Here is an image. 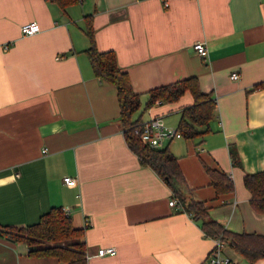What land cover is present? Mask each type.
Returning <instances> with one entry per match:
<instances>
[{
	"label": "crops",
	"instance_id": "crops-1",
	"mask_svg": "<svg viewBox=\"0 0 264 264\" xmlns=\"http://www.w3.org/2000/svg\"><path fill=\"white\" fill-rule=\"evenodd\" d=\"M30 22L40 31L23 36ZM91 43L128 74L141 123L159 117L176 130L190 94L144 111L146 93L196 77L215 101L209 131L162 144L177 160L185 201L203 202L228 231L264 235L243 184L264 171V0H78L64 10L49 0H0V230L58 207L82 230L87 264H209L216 239L169 206L170 188L127 147L116 87L93 74ZM206 167L224 172L232 192L216 195ZM100 248L115 253L98 256ZM221 252L250 264L227 244ZM0 264L62 263L0 237Z\"/></svg>",
	"mask_w": 264,
	"mask_h": 264
},
{
	"label": "trees",
	"instance_id": "trees-1",
	"mask_svg": "<svg viewBox=\"0 0 264 264\" xmlns=\"http://www.w3.org/2000/svg\"><path fill=\"white\" fill-rule=\"evenodd\" d=\"M49 1L55 3L61 10L78 2V0ZM87 33L91 38L90 32ZM85 52L93 74L116 87L119 123L124 140L127 147L136 155L139 164L150 168L170 188L173 196L181 204V210L200 223L205 236L220 239L250 264L264 259V235L228 231L208 218L207 207L203 202L193 199L185 201L181 190L184 180L175 156L167 147L152 149L143 145L138 134L134 133L141 123L139 117H135L142 108L141 96L132 90L128 74L118 66L114 54L97 51L93 43ZM185 93L190 94L192 102L180 108L176 131L185 140L202 138L209 131L215 101L211 95L201 90L196 77L151 89L146 93L147 100L143 110L146 111L155 105L175 103ZM230 158L233 165L238 164L233 149H230ZM205 169L216 195L232 192V182L224 172L209 167ZM243 184L250 194V207L254 212L264 216V171L245 174ZM82 235V230L74 228L69 215L58 207L50 208L30 225L6 226L0 230V237L14 243L25 244L29 257L54 258L62 264H87Z\"/></svg>",
	"mask_w": 264,
	"mask_h": 264
},
{
	"label": "built area",
	"instance_id": "built-area-1",
	"mask_svg": "<svg viewBox=\"0 0 264 264\" xmlns=\"http://www.w3.org/2000/svg\"><path fill=\"white\" fill-rule=\"evenodd\" d=\"M40 31L39 25L36 22H30L20 27V32L23 36H30ZM193 49L197 52L200 57L207 56V48L204 43L196 42L193 44ZM231 80H237L238 75L232 73L230 75ZM134 133L138 134L139 140L143 145L148 146L152 149L162 147L164 139L180 138V134L171 128L165 127L162 120L159 117H152L148 121L140 123L139 126L134 130ZM63 182L67 187H74L76 180L71 177H64ZM169 206L174 207L177 210H181L182 206L177 199L172 198L168 201ZM65 214L68 211L63 210ZM87 223V221H86ZM223 243L220 239H216L215 245L208 255L207 261L209 264H231V261L222 255ZM115 253L114 248H100L97 251L98 256L113 255Z\"/></svg>",
	"mask_w": 264,
	"mask_h": 264
},
{
	"label": "rangeland",
	"instance_id": "rangeland-1",
	"mask_svg": "<svg viewBox=\"0 0 264 264\" xmlns=\"http://www.w3.org/2000/svg\"><path fill=\"white\" fill-rule=\"evenodd\" d=\"M166 127V126H165Z\"/></svg>",
	"mask_w": 264,
	"mask_h": 264
}]
</instances>
